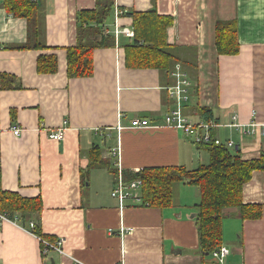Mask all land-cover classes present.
Masks as SVG:
<instances>
[{"label":"crops","instance_id":"crops-1","mask_svg":"<svg viewBox=\"0 0 264 264\" xmlns=\"http://www.w3.org/2000/svg\"><path fill=\"white\" fill-rule=\"evenodd\" d=\"M95 1L38 0L48 47L43 51L17 49L26 40L25 19L0 9V73L19 83L17 89L0 91V188L41 196L42 233L64 240L65 254L49 253L55 264H264V170L253 171L242 188L243 203L259 205L261 215L244 219L238 208L223 211L221 245L229 254L221 263L197 252V229L190 217L199 202L196 186L179 183L173 206L164 209L130 199L119 207L110 196L111 169H193L207 163L209 154L173 128L130 127L134 118L162 123L174 105L166 90L173 82L157 69L126 67L124 34L116 36L120 44L115 47L93 51L91 76H66L64 47L75 43L76 12L93 8ZM116 7L155 8L174 17L167 42L193 53L196 62L197 91L183 105L184 113L197 123L210 114L205 117L194 108L209 109V120L219 124L213 137L231 139L242 159L258 158L264 152V0H115L114 11ZM218 20L235 21L237 54L217 53ZM107 26L131 28V19L117 16ZM41 53L57 55V72H36ZM65 121L63 139H50L49 132ZM252 123L258 126L254 132ZM13 126L22 130L18 136ZM240 128L249 132L241 134ZM93 144L101 145V158L112 166L91 169L83 185L81 174ZM186 196L193 203L188 205ZM42 262L37 236L3 221L0 264Z\"/></svg>","mask_w":264,"mask_h":264},{"label":"trees","instance_id":"trees-1","mask_svg":"<svg viewBox=\"0 0 264 264\" xmlns=\"http://www.w3.org/2000/svg\"><path fill=\"white\" fill-rule=\"evenodd\" d=\"M117 16L131 19L133 36L122 43L124 64L128 68L157 69L170 80V73L179 64L193 83L197 91L196 62L193 53L167 42V29L174 23L172 15L159 14L155 8L145 11L116 7ZM0 9L14 18H23L26 22V40L15 46L17 49L46 50L43 42V24L38 0H0ZM115 0H96L93 8L80 9L75 15V43L64 47L66 58L65 73L68 78L88 77L93 73V51L98 48L115 47L120 44L113 30L107 24L115 17ZM215 48L218 54L234 55L239 51L237 27L234 20L215 22ZM36 72L53 74L57 72L58 61L55 53H41L36 59ZM8 73H0V91L17 89L19 83ZM172 82H173V78ZM194 111L205 116L211 111L195 107ZM10 113L14 114V109ZM12 118V117H11ZM205 148L209 161L193 169L182 165L144 167L134 171H123L125 181L141 180V204L156 208L173 206L174 186L185 183L196 186L199 190V202L194 217L198 235L197 252L202 257L221 246L222 219L224 209L238 208L244 219H255L261 215L257 204H244L242 201L243 185L251 178L255 170H264V152L258 158L242 159L238 149L224 145H198ZM102 148L93 144L87 153L88 165L81 171L82 184L87 181L91 169L107 166L112 163L101 158ZM116 176L117 170L111 169ZM115 180V177H114ZM114 186V183H113ZM111 192V190H110ZM43 208L40 195L23 196L17 191L0 188V214L28 228L30 221L34 227L32 234L47 242H55L54 236L43 234L40 226V212ZM40 249L44 244L39 241ZM42 259L46 255L41 254Z\"/></svg>","mask_w":264,"mask_h":264},{"label":"built area","instance_id":"built-area-1","mask_svg":"<svg viewBox=\"0 0 264 264\" xmlns=\"http://www.w3.org/2000/svg\"><path fill=\"white\" fill-rule=\"evenodd\" d=\"M118 10L115 11V17H117ZM8 16V15H7ZM115 37L122 33L126 37L133 36V31L131 28H119L115 26L114 30ZM117 38V37H116ZM173 78V83L170 84L166 90L168 97L173 101V108L167 110L163 117L161 124L151 123L146 118H134L131 120L130 127L131 128H157V127H169L175 130L182 132L186 135L194 144L198 145H224L227 148H233L234 143L231 139L221 140L217 137H213L212 129L219 126L214 121L205 120L200 122L191 121L187 115L183 111V105L189 101L192 94H194L193 83L188 77L187 73L182 70L179 64H176L173 70L170 73ZM230 126H235L237 124H229ZM250 131H255L258 127L256 123L250 124ZM120 128V127H118ZM13 135L18 136L21 133V129L19 127L13 126L11 128ZM66 130V121L63 122L62 126L51 130L48 134L50 139L53 140H61L64 137ZM241 134L249 132V130H243L240 128ZM115 149L113 153H115ZM117 153V152H116ZM140 188H141V180L136 179L132 181H125L123 178V171L121 168H117V173L115 176L114 186L111 189L110 196L115 199L118 203L119 207L124 206L126 200H136V202L141 203L140 199ZM11 221L6 218L5 215L0 214V225L3 221ZM15 222V221H12ZM34 227V222L30 221L28 224V228H26L29 232L30 229ZM32 233V232H31ZM34 235V234H33ZM36 236V235H34ZM39 241L44 244V247L41 250L42 255H46V258H43L42 264H50L49 253L50 251H55L59 255L65 254L64 249L62 248L64 240L58 239L55 242H47L45 240L37 237ZM229 254L228 248L225 246H219L211 252V256L213 259L218 261L219 263L223 262L225 257ZM79 264V263H75Z\"/></svg>","mask_w":264,"mask_h":264},{"label":"rangeland","instance_id":"rangeland-1","mask_svg":"<svg viewBox=\"0 0 264 264\" xmlns=\"http://www.w3.org/2000/svg\"><path fill=\"white\" fill-rule=\"evenodd\" d=\"M193 95V94H192ZM96 139V141L95 142H98L99 141V138H95ZM99 143V142H98ZM100 147H101V145H100ZM179 184V183H178ZM178 184H175V186H174V190H175V188H176V186L178 185ZM187 186H190V185H187ZM193 187V186H192ZM180 198H181V195H180ZM184 200L188 203V205L190 204V203H193V200H192V196H186V198H184ZM192 213H195V212H191L190 214H192ZM51 253V252H50ZM52 254V253H51ZM50 254V255H51ZM54 254V253H53Z\"/></svg>","mask_w":264,"mask_h":264},{"label":"water","instance_id":"water-1","mask_svg":"<svg viewBox=\"0 0 264 264\" xmlns=\"http://www.w3.org/2000/svg\"><path fill=\"white\" fill-rule=\"evenodd\" d=\"M195 215H196V213H192L190 217H195ZM206 255H207V253H206ZM50 264H55L54 260L52 258L50 260Z\"/></svg>","mask_w":264,"mask_h":264}]
</instances>
